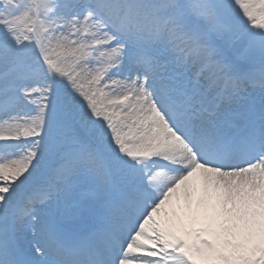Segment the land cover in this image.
<instances>
[{"label": "snow or ice", "instance_id": "1", "mask_svg": "<svg viewBox=\"0 0 264 264\" xmlns=\"http://www.w3.org/2000/svg\"><path fill=\"white\" fill-rule=\"evenodd\" d=\"M0 264H264V0H0Z\"/></svg>", "mask_w": 264, "mask_h": 264}, {"label": "rangeland", "instance_id": "2", "mask_svg": "<svg viewBox=\"0 0 264 264\" xmlns=\"http://www.w3.org/2000/svg\"><path fill=\"white\" fill-rule=\"evenodd\" d=\"M229 2H231V0H229ZM232 15H233V17H234L235 19H237V20L241 18V16H240V12H239V10H238V6H235V7H234V10H233ZM37 80L40 81V82H42V78H40V77H37ZM29 107H31V106H29Z\"/></svg>", "mask_w": 264, "mask_h": 264}, {"label": "bare ground", "instance_id": "3", "mask_svg": "<svg viewBox=\"0 0 264 264\" xmlns=\"http://www.w3.org/2000/svg\"><path fill=\"white\" fill-rule=\"evenodd\" d=\"M49 162H50V160L49 161H47V163L49 164Z\"/></svg>", "mask_w": 264, "mask_h": 264}]
</instances>
